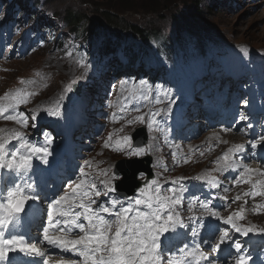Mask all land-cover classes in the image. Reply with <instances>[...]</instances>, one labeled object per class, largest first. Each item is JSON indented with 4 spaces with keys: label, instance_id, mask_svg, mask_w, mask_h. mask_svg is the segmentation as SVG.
<instances>
[{
    "label": "snow or ice",
    "instance_id": "6c2138e0",
    "mask_svg": "<svg viewBox=\"0 0 264 264\" xmlns=\"http://www.w3.org/2000/svg\"><path fill=\"white\" fill-rule=\"evenodd\" d=\"M143 83L145 82L141 81V84ZM70 90L71 85L65 89V91ZM141 95L144 100L148 99L147 95H143V93ZM12 99L16 105H20L27 101L28 94L17 93ZM155 102L159 104L161 99L158 97ZM244 105L247 106L246 101ZM121 111L123 112L124 109L122 108ZM137 111H139V108H137ZM168 111H171V106H169ZM7 112V108L0 106V117L8 120L18 119L15 114L4 116ZM48 114L55 116L57 112L49 111ZM18 115L19 123L27 126L26 114L21 112ZM160 115V109L148 115L147 129L149 132L153 130L154 125L159 127L156 118ZM32 119L35 120V116ZM136 120L143 122L144 116H138ZM133 122L129 121V123ZM44 135L46 144H51L52 138L47 133ZM261 139H264V137L251 142L253 150L260 144ZM109 146V142H105V147ZM125 146L131 147L127 137L117 141L115 150L123 151ZM20 147L28 149L29 152L24 154L17 148L11 152L10 158L6 159V145L5 143H0V169H14L17 173H23L31 169L33 159H38L43 164L48 163L50 155L48 147L30 145L28 142L21 144ZM243 151L244 145H236L234 148L229 149L222 158L224 165L221 171L237 167L232 161V156ZM143 152V148H133L131 154L140 156ZM252 155H255L254 151ZM87 164L90 165L91 162H87ZM239 167H242L243 171L239 173L234 183H249L251 174L256 170L246 165H239ZM102 183L103 187L97 188L95 179L87 178L84 168H81L79 182L75 184L72 192L61 195L49 204L47 225L42 230L43 240L41 243L46 242L47 245L59 249L60 252L71 251L75 256L82 258V264H161V261L165 260V253L160 250V237L166 232L175 231L177 227L183 228L186 226L180 212L177 210V206L182 200V193L186 189L181 184L179 188L170 187L167 189L172 195H163L157 180L153 179L140 187L136 196L127 198L129 200L128 206H123L119 198H110L107 204L101 203L98 208H95L96 200L93 197H99L102 194L107 196L109 192L114 191L113 186L107 180ZM171 183L176 185L177 181H172ZM210 183L213 188L218 187L217 181L213 180ZM252 187L254 190L244 193L245 196L253 198L264 196V182L254 183ZM32 188L33 185L27 183L17 184L14 188L8 190L6 199L0 202V230L7 229L13 218L24 210L27 202L35 199L34 196L28 194ZM224 191L227 192L230 189L225 188ZM220 198L226 202V197ZM196 199L198 198L194 197L193 202ZM239 199L240 196L237 195L233 202ZM118 204L121 205L119 208H117ZM135 206H144L147 211H142ZM200 206L209 215L221 219L223 224L230 225L235 233H239L242 236H247L249 233L264 234V229H260L259 233H256L254 225L242 228L236 223V220L245 218L243 208L227 218H221L218 211H213L209 207V202L201 201ZM254 208H264V205H256ZM189 211H191V204H189ZM130 213L132 214L131 216L129 215ZM103 214H108L114 219L107 220ZM81 219L86 224L81 223ZM189 219L195 222L198 218L189 217ZM74 230H78L80 235H76L75 238H68L74 234ZM191 235L193 237L198 235L195 228H193ZM231 239L232 236L229 230H222L219 234L218 242L213 245L212 250L218 252L220 246ZM41 243H28L21 236H12L5 239L0 235V262H6L9 254L14 252L29 256H44L45 250L40 246ZM207 243V241L204 242V244ZM242 247L238 241L234 243L235 252L239 254L235 258V264H250L252 257L241 253ZM200 248L201 244L196 243L194 251L198 255L196 256L195 264H201V258L208 261V264H218V261L209 260L202 251H199ZM177 252L180 253V257L177 258L175 255L169 254L166 257V264H181L182 260L193 255V251L188 250V245L179 248ZM44 264H48L46 259ZM59 264H77V261L75 259L62 258ZM185 264H192V261L185 260Z\"/></svg>",
    "mask_w": 264,
    "mask_h": 264
},
{
    "label": "rangeland",
    "instance_id": "374dc122",
    "mask_svg": "<svg viewBox=\"0 0 264 264\" xmlns=\"http://www.w3.org/2000/svg\"><path fill=\"white\" fill-rule=\"evenodd\" d=\"M170 1L175 0H167V3H162L160 0H133L129 4L120 0H47V8L61 19L66 18L68 11L75 12L80 19L84 18V23L81 24L83 29L88 31L92 27L96 29L99 25L100 28L98 27L96 31L98 35H105L107 31V29L101 27L99 22L108 28H115L123 32L124 29L122 27L127 24L147 22L152 25L148 29H152L156 33H166L173 27L171 25L173 22L170 18L172 14L167 11V13H161L157 16L148 12H152L155 9L163 10L169 5ZM233 2L234 0H222L216 5L215 0H202V8L200 9L202 16H196L191 25L200 30L214 32L234 44L264 50V4L245 5L232 9L231 4ZM110 3L121 7L123 5H127V7L133 6L137 14L127 13L124 16L116 9H107L106 6ZM180 9L183 8L180 6ZM106 12L113 14L109 18H113L114 21L109 24L104 23V13ZM164 17H167L169 22L167 19H163ZM80 19L77 20L79 21ZM45 60L46 53H42L40 56L29 58L24 62H18L13 67L15 72L10 75L9 82L14 81L15 76L29 75L34 65H36L34 66L36 68L53 72L50 66H47ZM59 67L60 64H57L54 69ZM59 81L63 82L61 78H59ZM59 87V82L51 85V89ZM115 160L118 164L122 162L119 159Z\"/></svg>",
    "mask_w": 264,
    "mask_h": 264
},
{
    "label": "trees",
    "instance_id": "16d2710c",
    "mask_svg": "<svg viewBox=\"0 0 264 264\" xmlns=\"http://www.w3.org/2000/svg\"><path fill=\"white\" fill-rule=\"evenodd\" d=\"M121 2H126L127 4H129L131 1L133 0H120ZM162 3H167V0H160ZM202 0H175V1H170L169 5L167 7H165L163 10L160 9H155L152 12H148L150 14H155V15H160L161 13H167L170 12L172 14V16L170 17L172 19V28L174 29H179V28H183V27H187V26H192L191 24L194 22V20L196 19L195 17H201L202 13L200 12V5H201ZM183 3V4H182ZM129 6V5H128ZM183 8L180 9L179 8ZM107 9L110 10H114L116 9L117 11L121 12L122 15L125 16V14L127 13H131V14H137L136 10L134 9L133 6L131 7H127V5H123V8L121 6H115L112 3L108 4ZM110 15L113 14H109V13H104V23L109 24L110 22L114 21L113 18H109ZM66 19L67 21L70 23V27L72 29L78 27V25L80 24L81 21L84 20V18H79L78 15L75 12H71L68 11L66 14ZM77 19H80L79 21ZM163 19H167V17H164ZM169 22V20H168ZM101 27L103 28H108L106 27L104 24H102L101 22H99ZM152 25L150 23H137V24H127L124 27H122V29H124L123 31H120L118 29L115 28H108L107 30L116 33L118 36L122 35V34H126V35H132L135 36L137 38L143 39V40H147V38L151 35H156L157 33L152 31V29H148L150 28ZM99 27V25H98ZM100 28V27H99Z\"/></svg>",
    "mask_w": 264,
    "mask_h": 264
},
{
    "label": "water",
    "instance_id": "95a60500",
    "mask_svg": "<svg viewBox=\"0 0 264 264\" xmlns=\"http://www.w3.org/2000/svg\"><path fill=\"white\" fill-rule=\"evenodd\" d=\"M119 171L124 176L123 183L130 184V187L132 188V191L126 194L123 192L126 189L122 185H120L118 188V190H120V194H123L126 197L132 196V194L137 190V184L134 180L139 173L145 172L144 168H142L141 163H133L131 164V166H126V169H124V167L120 168Z\"/></svg>",
    "mask_w": 264,
    "mask_h": 264
}]
</instances>
